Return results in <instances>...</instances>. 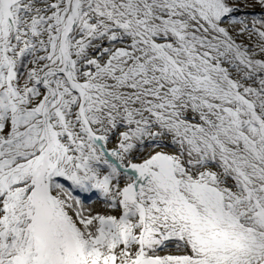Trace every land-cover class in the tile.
Wrapping results in <instances>:
<instances>
[{
	"label": "snow or ice",
	"instance_id": "1",
	"mask_svg": "<svg viewBox=\"0 0 264 264\" xmlns=\"http://www.w3.org/2000/svg\"><path fill=\"white\" fill-rule=\"evenodd\" d=\"M0 264H264V0H0Z\"/></svg>",
	"mask_w": 264,
	"mask_h": 264
}]
</instances>
